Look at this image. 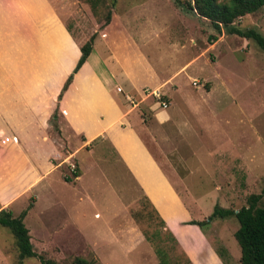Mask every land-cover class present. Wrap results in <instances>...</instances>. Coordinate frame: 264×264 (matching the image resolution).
<instances>
[{
    "label": "rangeland",
    "instance_id": "374dc122",
    "mask_svg": "<svg viewBox=\"0 0 264 264\" xmlns=\"http://www.w3.org/2000/svg\"><path fill=\"white\" fill-rule=\"evenodd\" d=\"M68 2L70 13L62 18L72 38L82 43L95 32L87 62L122 113L123 134H92L88 142L78 131L81 126L66 122L72 108L90 117L73 92L64 97L69 84L62 89L61 73L46 82L48 76L26 70L18 88L5 76L0 203L6 201L13 216L29 206L22 222L32 249L55 264H80L75 258L87 264H155L154 247L165 252L168 264H222L216 252L226 264H238L233 216L215 217L200 228L188 222L205 220L214 205L235 210L264 188V53L250 40L224 30L215 33L206 19L173 0H92L96 7L90 15L77 1ZM106 13L107 24L98 28ZM233 24L264 37V7ZM209 34L216 36L211 42ZM83 74L86 68L76 78L81 90L96 82L90 76L79 81ZM37 80L45 83L44 95L23 117L27 107L22 106L29 101L24 95L31 92L22 87L30 89ZM95 86L90 99L111 108L109 96ZM62 97L70 102L62 105L60 117ZM18 120L28 124L22 132L30 143L27 150L41 158L45 151L55 152V159L47 153V165L54 167L43 186L35 181L18 187L23 159ZM71 165L77 176L70 175ZM63 175L70 180L63 181ZM18 188L25 195L18 197ZM142 196L153 201L157 208L148 200L163 227ZM143 233L154 234L152 241ZM0 264L40 263L36 257L18 260L12 234L0 226Z\"/></svg>",
    "mask_w": 264,
    "mask_h": 264
},
{
    "label": "crops",
    "instance_id": "0c3cea01",
    "mask_svg": "<svg viewBox=\"0 0 264 264\" xmlns=\"http://www.w3.org/2000/svg\"><path fill=\"white\" fill-rule=\"evenodd\" d=\"M82 12L88 14L85 7H82ZM69 13L70 9L68 0H0L1 90V85L6 82L5 79H8V77L15 80L18 88L19 75H21L20 73H26V70L33 75L48 76V78L45 79V81L47 80L46 82L51 79L50 76L56 73H61L62 76H66L70 73L79 55L78 46L81 43L72 38L69 31L70 29H68L63 21L62 17L64 15H69ZM57 30H60L64 35L57 36ZM70 42L74 45L73 53ZM83 68L87 69V75H81L79 81H85L90 76L94 78L96 82L93 84H86L85 88H82L81 90L76 83V78ZM5 76L6 78L4 79ZM15 76H17L16 79L18 80L15 79ZM72 76L74 78L72 82L69 83V87L66 89L67 93H65L64 97H69V91L73 92V100L78 104V107L80 105L86 108L85 112L89 113L90 118L87 119L80 117L77 115L76 110L72 108V111H67L68 116L70 114V117L68 118L69 120L65 119V121L70 122V125L73 127H75L74 125L81 126L78 131H80L81 134H87L85 139L88 137V142L92 140V134H96L95 136H103L101 134H123V129L119 128V120L122 113L110 97L105 84L95 78L93 71H91L90 64L87 62V57ZM44 84V82L42 84L37 80V84L34 85V87H30V89L22 87L24 88L22 92L26 93V90L27 94L28 91L31 92V94L24 95V97L26 98L27 96V100L29 101L33 100L31 102L24 101L25 104L22 108L25 109L27 107L24 114H26V111L30 113L34 108L36 109V102H39L40 99L38 98V100L35 101L34 99L39 97L38 95L44 90ZM95 84L100 85L102 90L109 96L112 101L111 108L100 106L99 102L90 99L91 88L97 87ZM43 95L44 92H42L41 98ZM66 101L70 102L69 100ZM66 101H63V97L61 101L58 100L60 117L64 111L62 105L66 103ZM26 116L27 114L23 115V117ZM37 120L39 119H36V123ZM30 125H32V123H30ZM27 126L18 120L17 147L18 152L20 151L23 156V159L19 162L20 164L18 166V187H21L22 185L26 187L31 184V182L35 181L36 185L43 186L47 179V172L54 167L52 164L47 165V153L49 152L51 158L55 159V152L45 151L43 152V158H41V153L38 154L34 153V151L27 150L26 146L30 145V143H26L27 136L24 137V134L22 133L28 130ZM124 134L128 133L125 132ZM40 139L44 141L43 136H40ZM115 149L117 151V148ZM118 151L119 154L122 155V151L120 149ZM21 192L22 190L18 188V197L24 194V192ZM148 200L153 204V201H151L149 197ZM6 203V201L1 202L0 209H5ZM154 207L157 208L155 205ZM29 210L31 211L33 208ZM171 230L173 232L172 228ZM214 260L217 261V258L214 257Z\"/></svg>",
    "mask_w": 264,
    "mask_h": 264
},
{
    "label": "trees",
    "instance_id": "16d2710c",
    "mask_svg": "<svg viewBox=\"0 0 264 264\" xmlns=\"http://www.w3.org/2000/svg\"><path fill=\"white\" fill-rule=\"evenodd\" d=\"M88 14L94 11L96 7L92 0H77ZM174 4L186 12H193L197 17L206 19L215 33L221 30L230 34H235L239 37L250 40L254 45L264 53V37L255 29L250 27L240 28L233 24V21L248 13H252L260 7H264V0H173ZM109 14L106 13L103 23L98 27L102 28L107 24ZM95 32H93L86 41L78 46L79 55L74 63L70 73L65 76L62 89L70 83L71 76L80 65L86 60V57L91 51V44ZM214 34H209L206 37L207 42L215 39ZM54 117V115L52 116ZM70 175L77 176L74 169ZM70 176L63 175V181H69ZM264 196V188L258 194H250L246 198V204L239 208L232 210L229 208H221L214 205L211 212L207 215L205 220L189 221L188 224H194L198 228L206 224L215 217L233 216L237 222V227L233 232V238L238 246V264H264V204L257 205L261 196ZM144 204L148 207L149 213L155 218L158 225L163 227L161 218L157 215L154 208L150 205L146 197L142 196ZM29 206H27L28 208ZM26 208V209H27ZM21 210L17 215L12 216L9 210L0 209V226L6 227L13 236V244L16 250L18 260L25 257H36L40 264H55L52 260L44 259L42 256L36 254L29 241L27 229L22 223V218L25 210ZM165 236L174 242L170 232L164 229ZM143 237L146 241H152L154 234L145 235ZM154 255L157 257L155 264H168L166 254L158 247H154ZM222 261V255L216 252ZM76 263L87 264V262L80 258H75ZM19 262V261H18Z\"/></svg>",
    "mask_w": 264,
    "mask_h": 264
},
{
    "label": "built area",
    "instance_id": "2783aa9c",
    "mask_svg": "<svg viewBox=\"0 0 264 264\" xmlns=\"http://www.w3.org/2000/svg\"><path fill=\"white\" fill-rule=\"evenodd\" d=\"M73 166L71 165V168H70V173L74 171L75 168H72Z\"/></svg>",
    "mask_w": 264,
    "mask_h": 264
}]
</instances>
